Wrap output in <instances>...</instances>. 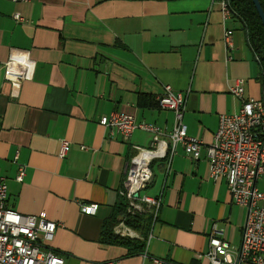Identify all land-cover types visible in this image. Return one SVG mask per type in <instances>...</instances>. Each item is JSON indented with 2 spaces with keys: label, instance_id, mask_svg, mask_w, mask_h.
I'll list each match as a JSON object with an SVG mask.
<instances>
[{
  "label": "crops",
  "instance_id": "1",
  "mask_svg": "<svg viewBox=\"0 0 264 264\" xmlns=\"http://www.w3.org/2000/svg\"><path fill=\"white\" fill-rule=\"evenodd\" d=\"M12 59L31 64L17 98L3 76L2 64ZM261 76L241 22L223 17L220 0H0L7 206L60 225L50 246L64 264H209L198 256L208 251L213 225L238 248L247 209L233 204L224 179L209 178L204 151L194 160L180 145L168 168L164 160L152 164L145 193L160 196L161 207L138 240L141 252L103 241V223L123 202L118 191L133 147L148 148L151 136L137 130L125 141L99 119L133 116L161 128L168 142L174 115L156 101L167 85L186 97L187 135L210 144L219 116L241 108L230 89L241 81L245 98L259 99ZM59 139L70 143L63 159ZM93 204L95 214L81 212Z\"/></svg>",
  "mask_w": 264,
  "mask_h": 264
},
{
  "label": "built area",
  "instance_id": "2",
  "mask_svg": "<svg viewBox=\"0 0 264 264\" xmlns=\"http://www.w3.org/2000/svg\"><path fill=\"white\" fill-rule=\"evenodd\" d=\"M14 3H27L31 0H11ZM224 18L232 16L227 0H220ZM15 20L22 22L19 15ZM230 31L225 33V38ZM3 76L10 84V97L19 96L22 83L28 79L31 64L28 60H9L2 64ZM230 93L241 101L237 113L219 116L218 127L213 141L205 144L198 138L187 135L183 123L186 97L175 92L170 86H164V92L156 98L158 106L171 111L174 126L168 133V142L162 141L164 131L156 125L137 122L133 116L111 113L99 119V125L113 134H119L128 140L137 130L151 136L148 148L133 147L134 154L126 164L122 185L118 191L125 204L126 214L137 216L148 213L151 217L149 230L156 222L161 207L160 196L145 193L151 184L152 164L155 160H164L168 168L176 147L181 146L184 154L198 160L205 152L208 176L211 180L224 179L231 201L236 206L247 209L241 243L233 248L223 239V232L213 225L208 238V251L199 255L209 264H264V191L257 187V182L264 177V92L259 99L245 98L243 85L238 82ZM58 157L63 159L70 143L59 139ZM24 178L23 169H19L18 182ZM7 187L0 176V264H64L50 244L58 223L49 221L45 214L37 216L22 215L6 204ZM81 212L95 214L98 205H81ZM113 233L121 238L141 240L138 232L120 220L113 228ZM146 241V240H144ZM154 264H166L154 259Z\"/></svg>",
  "mask_w": 264,
  "mask_h": 264
},
{
  "label": "trees",
  "instance_id": "3",
  "mask_svg": "<svg viewBox=\"0 0 264 264\" xmlns=\"http://www.w3.org/2000/svg\"><path fill=\"white\" fill-rule=\"evenodd\" d=\"M232 16L236 17L242 24L249 46L261 68V83L264 90V25L258 16L251 0H227ZM264 10V0H258ZM124 219L125 223L140 233L142 239L146 238L150 227L151 217L148 213L129 216L126 214L125 204H118L111 215L102 225L103 241L110 245H121L127 248L128 254L140 253L144 247L143 241L121 238L113 233L115 225Z\"/></svg>",
  "mask_w": 264,
  "mask_h": 264
},
{
  "label": "water",
  "instance_id": "4",
  "mask_svg": "<svg viewBox=\"0 0 264 264\" xmlns=\"http://www.w3.org/2000/svg\"><path fill=\"white\" fill-rule=\"evenodd\" d=\"M251 1H252V3L255 6V9H256V11L258 13V16H259V18H260V20L262 22V25H264V10H262L258 0H251Z\"/></svg>",
  "mask_w": 264,
  "mask_h": 264
},
{
  "label": "rangeland",
  "instance_id": "5",
  "mask_svg": "<svg viewBox=\"0 0 264 264\" xmlns=\"http://www.w3.org/2000/svg\"><path fill=\"white\" fill-rule=\"evenodd\" d=\"M258 186L259 187H264V177H261L260 180H259V183H258ZM140 234V233H139ZM141 237V235H139ZM142 238V237H141Z\"/></svg>",
  "mask_w": 264,
  "mask_h": 264
}]
</instances>
